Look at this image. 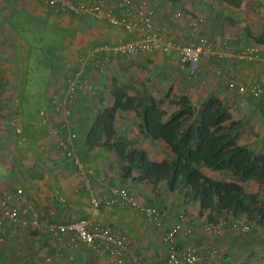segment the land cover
Here are the masks:
<instances>
[{
	"label": "crops",
	"instance_id": "1",
	"mask_svg": "<svg viewBox=\"0 0 264 264\" xmlns=\"http://www.w3.org/2000/svg\"><path fill=\"white\" fill-rule=\"evenodd\" d=\"M140 1L153 10V20L162 27L165 39L188 42V32L192 29V21L188 16L199 17L202 22L197 25V29L212 40L216 48L230 51L231 56L202 58L199 71L194 74L181 69L171 55L161 52H142L121 58L100 51L95 53L94 61L88 59L82 66L92 48L124 41L129 34L90 14H57L33 0L21 1V12L25 11L34 21L37 20V53L43 49V52L54 58V61L48 60L43 70L53 71L55 61L59 60L61 64L60 70L56 73L48 72L50 78H44L45 92L37 95V113L29 111L25 119L20 121L21 126L14 129L16 133L12 139L22 142L20 151L19 147L12 149L8 144L12 140L10 135L4 136L8 134L13 118H0V128L6 130L4 133L0 130V157L7 152H18L19 157L13 161V167L16 168L12 172L15 178L13 176L11 179L14 187L4 191V179L0 183V199L3 195L23 193V197L35 207L41 224L68 223L87 218L94 223L109 226L113 232L126 237L128 253L136 255L144 264L164 262L169 248V244L163 241L164 232L179 222L181 214L184 216L182 225L190 229L192 234L188 237L179 234L177 240L181 244L198 248L194 264L244 262L250 261L249 258L253 256L264 257V235L261 233L264 225L249 223L243 215L234 219L228 213L225 214V220L215 222L213 218L221 217L220 214L212 213L209 217L208 211L200 209L198 202L187 200L178 192L171 191L166 181L153 186L147 181L123 177L114 150L100 146L88 147L85 142L94 118L103 108L112 104L113 91L119 88L128 96L151 97L159 101L165 110L163 103L171 102L174 106L166 110L167 114L178 108L172 101L182 95H186L195 108L210 95H216L227 108L230 120L236 123L235 143L254 154L264 153V96L253 97L227 86V80L256 85L264 75V42L255 41L261 29L258 25L254 27L256 19L251 16L252 11L236 14V7L215 0H207V9L202 4H194L193 9H189L186 7L188 0ZM174 12H180L182 17L173 19L171 15ZM260 16H264V13ZM223 17L242 23V27L234 30L231 28L232 22L227 26ZM53 37L55 40L49 41ZM253 44H258L260 48L256 59L241 60L236 57L243 47ZM81 66V79L91 89L77 92L70 104L71 129L74 133L72 146L76 156L93 170V175H81L73 161L58 146L61 136L53 134V130L59 125L61 115L50 108L53 98H62L64 95L65 76H71ZM6 89H10L9 84H6ZM5 93L6 98L8 91ZM4 101L7 102L8 97ZM42 107L46 108L44 116L39 114ZM9 114L8 111L7 116ZM30 116L33 119H29ZM140 121L135 111H118L115 114L114 129L117 135L144 149L151 160H171L170 149L162 140L142 136L139 131ZM225 125H229V122ZM23 131L30 134V141L24 139L27 136ZM8 161L0 160V182L5 173L1 171L10 172L5 168ZM201 170L215 180H230L223 172L205 167ZM240 184L247 193L258 191L255 180H246ZM111 186L125 188L138 204L165 210L167 216L161 219L160 226L147 224L143 212L110 195ZM89 194L99 199L97 207L89 202ZM206 223L219 226V232L208 233L204 229ZM233 223L235 226H232ZM12 240L0 245V259H4L2 262L8 261L9 254L18 253V247L27 246V249H22L26 255L27 252L31 253L32 262L27 264H117L115 258L104 251L101 243L87 246L80 242H70L69 235L55 239L42 225L17 229ZM31 257L28 255L26 259ZM212 258L217 260L212 262ZM23 259V263L28 261ZM122 262L131 264L127 254Z\"/></svg>",
	"mask_w": 264,
	"mask_h": 264
},
{
	"label": "built area",
	"instance_id": "2",
	"mask_svg": "<svg viewBox=\"0 0 264 264\" xmlns=\"http://www.w3.org/2000/svg\"><path fill=\"white\" fill-rule=\"evenodd\" d=\"M25 1V0H19ZM43 4L46 8L52 9L57 14L70 12L75 14H90L97 19H104L107 24L120 28L129 34L124 41L114 44H102L92 48L82 63L87 60H95V53L100 51L109 52L117 57L126 58L138 53L161 52L171 55L178 66L190 74L199 71V63L202 58L211 56H231L230 51H223L216 48V45L207 36L203 35L197 25L202 22L199 17H191L192 29L188 32V42H178L165 39L163 29L154 20L153 10L140 0H33ZM171 17L179 19L180 12H174ZM260 48L258 44L243 47L236 57L241 60H254L259 56ZM82 66L71 76H65L64 95L62 98H53L50 101V108L61 115L59 125L53 130V134L61 136L58 139V146L64 155L73 161L76 170L81 175H93V170L81 161L75 154L72 146L74 133L72 132L71 108L70 104L79 91L91 89L85 81H82ZM218 72V70H216ZM227 86L235 87L239 92L247 93L253 97L264 96V75L259 79L258 84L248 85L227 80ZM6 84L4 75L0 72V112L4 105ZM46 108L42 107L39 114L44 116ZM16 121L12 119V124ZM19 146L20 140L16 141ZM111 196L117 197L123 203L143 212L147 224L160 226L161 219L167 216L165 210L145 207L127 192L125 188L111 186L109 188ZM0 200V245L13 239L19 227L37 228L43 226L46 232L55 239H61L64 235H69L70 242H80L87 246L101 243L104 251L113 256L117 264H123L122 259L128 255L131 264H144L139 258L128 253V241L124 235L112 231L109 226L94 223L91 219L81 218L68 223H43L41 224L39 215L35 207L22 195H3ZM14 199V200H13ZM89 202L93 207L99 205V199L89 194ZM20 203V205L18 204ZM184 216H179V222L167 229L163 235V241L169 244L166 259L162 264H194L197 260L198 248L193 245L181 244L177 240L179 234L188 237L192 231L182 225ZM224 223V222H222ZM232 226H235L233 223ZM204 229L208 233L219 232V226L206 223Z\"/></svg>",
	"mask_w": 264,
	"mask_h": 264
},
{
	"label": "trees",
	"instance_id": "3",
	"mask_svg": "<svg viewBox=\"0 0 264 264\" xmlns=\"http://www.w3.org/2000/svg\"><path fill=\"white\" fill-rule=\"evenodd\" d=\"M222 1L238 5V0ZM255 41L264 42V26ZM172 103L178 108L167 114L159 101L128 96L116 88L112 104L96 115L85 142L88 147L114 150L123 177L147 181L153 186L166 181L171 191L198 202L200 209L208 211L209 217L212 213H228L234 219L243 215L249 223L264 225V205L258 193H247L240 184L255 180L264 195V153L254 154L235 143L236 123L230 120L227 108L216 95L207 97L198 108L191 105L186 95ZM128 110L140 116L142 136L166 144L172 154L171 160H151L144 149L117 135L115 114ZM188 118L193 120L185 124ZM227 121L229 125H225ZM203 167L228 173L230 180L210 178L202 172Z\"/></svg>",
	"mask_w": 264,
	"mask_h": 264
},
{
	"label": "rangeland",
	"instance_id": "4",
	"mask_svg": "<svg viewBox=\"0 0 264 264\" xmlns=\"http://www.w3.org/2000/svg\"><path fill=\"white\" fill-rule=\"evenodd\" d=\"M179 1V0H178ZM181 1V0H180ZM215 1H222V0H215ZM22 3L18 0H0V72L4 75L5 83L9 84L10 89L8 91V101L4 102V105L2 107V112H0V118H6L11 117L15 118L16 121L14 124L10 125V129L8 131V134L10 135L11 139L16 133L14 129L16 130L20 125V121L25 119L27 113L35 112L37 113V95L44 94L45 92V83L43 84L44 78H50L48 75L52 72H57L60 70V62L55 61V69L53 71L43 70L44 67H46V64L48 60L54 61V58L52 55H49V53L43 52L44 50L41 49L37 53V20L34 21L32 16H29L27 12L22 11L21 7H19V4ZM207 0H188V4H186V7L189 9H193V5L195 4H202L205 9L208 8ZM194 6V7H195ZM233 6V5H232ZM236 7V14H241L244 11H252V15L254 17L255 23L253 24L254 27L258 25V27L263 29L264 26V16H260L261 13H264V2L262 0H238V5L234 6ZM186 12L187 9H184ZM202 11V10H201ZM201 13V12H200ZM262 17V19H261ZM225 19V24L229 26L232 21H229L228 18ZM236 20H233L231 28L234 30H238L237 28L240 26L242 27V23L236 22ZM258 23V24H257ZM237 24V26H236ZM247 26V25H246ZM223 34V32H222ZM46 37V36H45ZM130 36H127V38ZM126 39V38H125ZM55 38L52 39L49 38V41H54ZM47 41V38H46ZM41 42H44L41 39ZM48 43V42H47ZM7 94V93H5ZM7 97L5 99H7ZM39 102V101H38ZM169 102V101H168ZM166 107V110L169 111L174 105L169 103H163ZM8 111L10 112L9 116H7ZM23 114V118H22ZM29 119H33L31 116ZM1 120V119H0ZM4 120V119H3ZM190 121H192L191 118H188L185 120V124H188ZM11 123V122H10ZM2 130L1 133L6 132L5 128H0ZM24 134L27 136L24 139L30 141L31 136L27 132L23 131ZM3 135V134H2ZM3 136V137H4ZM7 139V138H5ZM9 141V145L12 149H15L16 146L19 147L18 150L20 151L22 149L21 145L16 143L15 140ZM2 147H0L1 149ZM18 152L9 154L11 157H9L8 152L5 153L0 157V160L8 161L5 163V168L9 170L7 171H1V173H4V176H2L1 184L4 182V191L10 189V187H14L12 185L13 176L15 178V175H12V172L16 171V168L13 167V161L15 162L16 159H18ZM10 158V159H9ZM2 162V161H1ZM0 162V163H1ZM223 174L226 176H229L228 173ZM1 175V174H0ZM230 177V176H229ZM11 180V181H10ZM0 184V185H1ZM17 189V188H15ZM15 192V191H14ZM259 195V200L264 205V195L260 190L257 192ZM23 196V193L14 194V196L21 195ZM3 197H1L0 200H2ZM25 198V197H24ZM14 200V199H13ZM32 201V200H31ZM34 204V203H33ZM221 217L213 218V221L220 222L222 220H225L227 217L225 215H220ZM239 216H236V219ZM29 227H19L18 229H28ZM250 230V229H249ZM256 232V231H255ZM264 235V230L261 232ZM13 241V240H12ZM11 241V242H12ZM5 248V247H4ZM22 249H27V246L25 247H18L16 251L18 253L9 254L8 261L5 262L3 258L0 259L1 264H27L29 262H32L31 253L27 255L25 254ZM9 250V249H8ZM37 254V250L35 251ZM30 255V259H26V257ZM223 256V254H222ZM220 255L217 257L219 258ZM25 258V260H28L27 262L23 263L22 259ZM217 258H212V262L216 261ZM250 261L245 260L244 262H221V264H264V257L261 256H253L252 258H249ZM24 260V259H23ZM13 261L14 263H10ZM215 264V263H214Z\"/></svg>",
	"mask_w": 264,
	"mask_h": 264
},
{
	"label": "bare ground",
	"instance_id": "5",
	"mask_svg": "<svg viewBox=\"0 0 264 264\" xmlns=\"http://www.w3.org/2000/svg\"><path fill=\"white\" fill-rule=\"evenodd\" d=\"M194 17V16H193Z\"/></svg>",
	"mask_w": 264,
	"mask_h": 264
}]
</instances>
